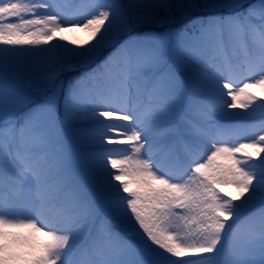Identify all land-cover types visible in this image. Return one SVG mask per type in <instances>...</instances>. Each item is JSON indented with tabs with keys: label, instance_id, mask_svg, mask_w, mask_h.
Listing matches in <instances>:
<instances>
[{
	"label": "snow or ice",
	"instance_id": "obj_1",
	"mask_svg": "<svg viewBox=\"0 0 264 264\" xmlns=\"http://www.w3.org/2000/svg\"><path fill=\"white\" fill-rule=\"evenodd\" d=\"M0 264H264V0H0Z\"/></svg>",
	"mask_w": 264,
	"mask_h": 264
}]
</instances>
